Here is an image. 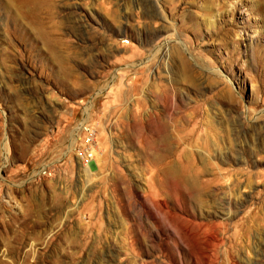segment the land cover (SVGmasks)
I'll return each instance as SVG.
<instances>
[{"label":"rangeland","instance_id":"1","mask_svg":"<svg viewBox=\"0 0 264 264\" xmlns=\"http://www.w3.org/2000/svg\"><path fill=\"white\" fill-rule=\"evenodd\" d=\"M36 1L0 0V264H264V0Z\"/></svg>","mask_w":264,"mask_h":264},{"label":"bare ground","instance_id":"2","mask_svg":"<svg viewBox=\"0 0 264 264\" xmlns=\"http://www.w3.org/2000/svg\"><path fill=\"white\" fill-rule=\"evenodd\" d=\"M23 2H24V6H30V8L31 7H33L34 8V11L35 10H37V7H38V9H39V5H38V3H37V1L36 0H23ZM13 3V2H12ZM8 4V3H7ZM19 8V7H18ZM31 10V9H30ZM30 12V11H29ZM31 13V12H30ZM29 13V14H30ZM32 16V15H31ZM19 20V19H18ZM26 20V19H25ZM24 21V20H23ZM20 22V21H19Z\"/></svg>","mask_w":264,"mask_h":264}]
</instances>
